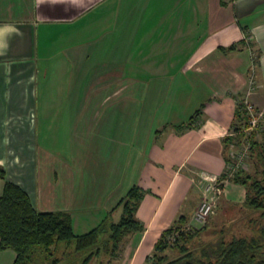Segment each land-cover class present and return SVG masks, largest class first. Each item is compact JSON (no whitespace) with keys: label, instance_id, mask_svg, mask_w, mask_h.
Here are the masks:
<instances>
[{"label":"crops","instance_id":"crops-1","mask_svg":"<svg viewBox=\"0 0 264 264\" xmlns=\"http://www.w3.org/2000/svg\"><path fill=\"white\" fill-rule=\"evenodd\" d=\"M250 91L264 95V0H0V196L13 183L35 210L68 213L77 234L116 223L139 187L143 230L117 264H146L220 180ZM220 182V203L244 200Z\"/></svg>","mask_w":264,"mask_h":264},{"label":"trees","instance_id":"trees-1","mask_svg":"<svg viewBox=\"0 0 264 264\" xmlns=\"http://www.w3.org/2000/svg\"><path fill=\"white\" fill-rule=\"evenodd\" d=\"M234 48L235 45H232L228 50ZM236 111L234 119H240L241 113ZM200 113V110L196 111L187 126L196 122ZM185 126L180 125L177 128L180 130ZM232 141L231 136H226L225 150ZM249 152L262 169V176L257 178L237 174L231 182L244 188L243 205L252 211L261 212L264 219V143L251 140ZM224 161L227 166L226 154ZM4 176L5 172L0 167V178L3 179ZM143 194L139 187H132L117 205L121 207V215L116 223L107 224L104 221L84 234H75L68 213L39 212L33 208L28 195L20 187L6 182L0 196V252L12 250L15 255L12 264H91L95 258L98 260L97 264H102L99 258L105 248L107 251L108 243L110 255L114 259V254H117L124 238L130 233L143 230L135 218ZM180 218L182 216L161 234L154 244V253L147 259L146 264H264L262 229L260 235L253 233L251 236H233L229 240L219 232L215 238L194 250L187 247L194 234H181L174 242L179 255L169 259L164 255L173 246L168 237ZM104 235L105 238L101 239ZM60 244H65L64 249L59 247ZM118 258L116 255V259ZM110 262L107 261L106 264H111Z\"/></svg>","mask_w":264,"mask_h":264},{"label":"rangeland","instance_id":"rangeland-1","mask_svg":"<svg viewBox=\"0 0 264 264\" xmlns=\"http://www.w3.org/2000/svg\"><path fill=\"white\" fill-rule=\"evenodd\" d=\"M39 88H42L41 86ZM38 88V89H39ZM37 90V88H36ZM55 103V102H54ZM53 104L58 107V111L65 106V104ZM45 105H41L42 112L44 113ZM49 106V105H47ZM41 109L37 110L40 111ZM237 110V111H236ZM37 111H34L37 113ZM235 111L241 113L240 119H234V130L233 128L228 133H234L233 141L227 146L225 154L228 158L227 168L224 170L222 180H230L237 174L251 175L260 178L262 169L259 168V164L254 156L250 155L251 140L258 142L259 144L264 143V95L259 93L253 95V93H245L242 98L236 99ZM261 114V117L258 115ZM256 117L255 125L252 129L250 127V121ZM59 122V121H57ZM64 121H62V124ZM59 127V126H58ZM65 129L66 124L59 127ZM66 137L60 136L59 139L65 141ZM60 141V145H63L64 141ZM59 144L57 138V146ZM232 145V146H231ZM245 191V190H244ZM226 205L225 202L220 203L219 198L216 203V210L213 215L206 219H198L195 216V210L190 216L182 215L177 221L174 227L173 233L168 237V240L173 245L172 248L164 252V255L169 259L176 258L179 255L178 249L175 247V240L181 236V234L193 233L194 237L187 243V247L190 250L197 249L201 245L207 243L209 240L215 238L219 232H221L226 240L231 239L233 236H251L253 233L260 235L261 229L264 231V219L261 217V212L252 211L243 205L244 200L240 197L230 199ZM118 216H116V219ZM115 217L110 218L109 222H112ZM118 220V219H117ZM109 224V223H107ZM90 228H93L92 226ZM77 234L85 233V231L76 230ZM105 238V235L101 239ZM60 248L64 249L65 244H60ZM107 251L104 249L101 252L99 260L102 264H106L107 261H111V264H117V257L120 256L123 244L119 246L117 254L115 252L114 259L110 255V243L107 245ZM96 258L93 259L91 264H97Z\"/></svg>","mask_w":264,"mask_h":264},{"label":"built area","instance_id":"built-area-1","mask_svg":"<svg viewBox=\"0 0 264 264\" xmlns=\"http://www.w3.org/2000/svg\"><path fill=\"white\" fill-rule=\"evenodd\" d=\"M258 116L261 117V114H259ZM259 117H256V119L253 118L250 121V127L248 128V130L252 129V127L255 125L256 120H258ZM227 136L234 137V133H230ZM226 168L227 166H225V169ZM208 181H210L211 184L206 187L205 189L206 194L203 195L202 199L200 200L195 210V216L198 219H202V220L214 214L216 210L217 199L221 194V188H220L221 182L218 181L217 179L214 180L210 179Z\"/></svg>","mask_w":264,"mask_h":264}]
</instances>
